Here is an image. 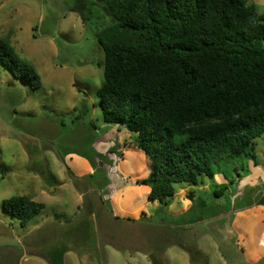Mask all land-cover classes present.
<instances>
[{
	"label": "rangeland",
	"instance_id": "rangeland-1",
	"mask_svg": "<svg viewBox=\"0 0 264 264\" xmlns=\"http://www.w3.org/2000/svg\"><path fill=\"white\" fill-rule=\"evenodd\" d=\"M248 1L264 15V0ZM74 3L0 0V39L42 81L34 90L0 67V264H36L40 238L47 250L65 246L69 264H152L153 253L192 264L191 251L199 264H264V207L255 204L264 194V136L214 180L176 185L165 207L149 202L133 183L151 179L152 161L126 128L104 120V53ZM18 195L46 204L27 227L3 208ZM143 211L147 221L113 220H140Z\"/></svg>",
	"mask_w": 264,
	"mask_h": 264
},
{
	"label": "trees",
	"instance_id": "trees-1",
	"mask_svg": "<svg viewBox=\"0 0 264 264\" xmlns=\"http://www.w3.org/2000/svg\"><path fill=\"white\" fill-rule=\"evenodd\" d=\"M71 11L104 53L97 97L105 122L126 128L152 161L151 179L133 183L148 188L149 202L165 207L176 185L214 180L264 136V15L248 0H75ZM0 67L34 90L42 87L34 67L4 39ZM255 204L264 207V194ZM3 208L26 227L46 205L18 195ZM142 217L113 220H148ZM67 252L55 246L41 255L64 264ZM149 259L166 264L154 253Z\"/></svg>",
	"mask_w": 264,
	"mask_h": 264
},
{
	"label": "crops",
	"instance_id": "crops-1",
	"mask_svg": "<svg viewBox=\"0 0 264 264\" xmlns=\"http://www.w3.org/2000/svg\"><path fill=\"white\" fill-rule=\"evenodd\" d=\"M133 187H135L134 185H133ZM137 188H143V187H137ZM146 189V196H147V193H148V188H145ZM145 196V197H146ZM147 198V197H146ZM43 204H45V203H43ZM46 205V204H45ZM46 209V208H45ZM44 209V210H45ZM43 210V211H44ZM42 211V212H43ZM41 212V213H42ZM143 213H145L146 214V216H148L147 215V213L146 212H141V214H143ZM39 216V215H38ZM36 218V217H35ZM119 222V221H118ZM120 223V222H119ZM46 225V224H45ZM27 227V226H26ZM43 227L44 226H41V227H38L37 229H35L33 232H31V233H29L28 234V236L29 235H31L32 233H38L41 229H43ZM48 231H50V228H48ZM50 233H53V232H49V234ZM23 237H26L25 235L23 236ZM48 237V236H47ZM46 240L44 239V238H40V239H37V241H35L34 243H33V245L37 248V250L36 251H39V253H31V259L33 260V261H35L34 263H36V264H49L48 263V261L45 259V258H43L42 257V251L41 250H39L40 248H41V246L43 245L45 248L44 249H46ZM55 247V246H54ZM50 249V248H49ZM47 250V249H46ZM71 256V253L68 251L67 253H66V255H65V257H64V264H69V257Z\"/></svg>",
	"mask_w": 264,
	"mask_h": 264
}]
</instances>
